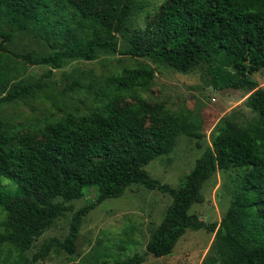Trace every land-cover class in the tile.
Here are the masks:
<instances>
[{
	"label": "trees",
	"instance_id": "16d2710c",
	"mask_svg": "<svg viewBox=\"0 0 264 264\" xmlns=\"http://www.w3.org/2000/svg\"><path fill=\"white\" fill-rule=\"evenodd\" d=\"M150 3L0 0V208L5 213L0 221V264H26L25 254L34 242L71 211L61 198L72 184L85 186L130 160L148 163L175 148L180 131L176 112L143 98L150 82L143 66L125 67L100 86H91L93 105L85 112L53 116L33 126L17 125L5 116L7 103L43 91L40 81L21 80L18 90L5 94L15 78L16 56L55 65L68 56L94 59L98 49L151 57L184 73L202 66L215 89L247 90L245 104L258 115L251 126L222 117L211 131V145L177 187L158 179L146 181L149 188L169 193L172 201L146 250L114 264H144L148 255L170 254L188 229L201 228L217 229L222 264H264V86L253 77L264 68V0H162L154 21L144 26L139 18ZM4 25L8 30H2ZM105 28L113 32L106 39ZM18 31L32 32L60 47L34 59L10 52L4 43ZM118 33L131 47L117 45ZM182 127L197 138L205 136L191 121ZM238 169L241 181L219 224L191 213L194 204L204 201L203 187L214 174ZM4 179L13 186L3 184ZM124 189L123 182L101 187L96 202L72 213L64 240L52 238L27 264L45 257L52 247L76 253L83 219L97 203L120 197Z\"/></svg>",
	"mask_w": 264,
	"mask_h": 264
},
{
	"label": "rangeland",
	"instance_id": "374dc122",
	"mask_svg": "<svg viewBox=\"0 0 264 264\" xmlns=\"http://www.w3.org/2000/svg\"><path fill=\"white\" fill-rule=\"evenodd\" d=\"M161 2L151 0L139 23L145 26L154 21ZM2 30H8V27L4 25ZM102 34L106 39L113 32L105 28ZM63 40L66 42L67 39ZM115 41L120 48L131 47L128 38L120 33ZM4 46L10 52L28 54L33 59L60 47L48 44L29 31L14 32L12 41L5 42ZM13 63L15 78L5 94L18 90L21 80L27 83L40 81L43 85V91L36 93L35 97L15 100L4 106L5 116L17 125L33 126L53 116L73 111L85 112L93 105L91 86H100L125 67L143 66L150 73V82L142 92L143 98L150 103H165L175 111V121L180 128L175 148L170 154L148 163L130 160L117 171L93 183L85 186L72 184L61 198L72 206L71 211L59 217L53 227L34 242L25 254L23 261L26 264L52 238L64 240L69 233L72 213L90 202H96L101 187L114 188L120 182L124 183V193L97 203L83 219L76 253L69 254L52 247L45 257L34 264H114L134 253H143L172 201L169 193L149 188L146 181L158 179L177 187L211 145V131L222 117H230L243 126H251L258 120V115L245 104L247 90L215 89L202 66L184 73L151 57H134L107 49H98L94 59L68 56L55 65L36 64L17 56ZM253 77L264 86V68L254 73ZM186 120L199 125L205 136L197 138L187 133L182 127ZM240 173L242 171L238 169L230 172L219 170L214 174L203 187L204 201L194 204L191 213L197 214L206 223L219 224L231 205L236 185L241 181ZM3 184L13 186L8 179H4ZM4 218L5 213L0 208V221ZM216 232L217 229H188L172 253L161 257L148 255L144 264H222L223 251ZM7 251L5 247L3 254ZM11 252L17 255L16 251Z\"/></svg>",
	"mask_w": 264,
	"mask_h": 264
}]
</instances>
